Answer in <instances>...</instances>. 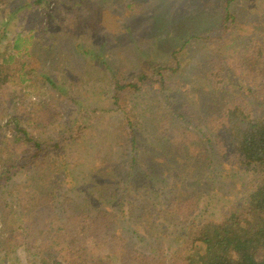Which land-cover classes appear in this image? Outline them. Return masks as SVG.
<instances>
[{
    "label": "rangeland",
    "instance_id": "374dc122",
    "mask_svg": "<svg viewBox=\"0 0 264 264\" xmlns=\"http://www.w3.org/2000/svg\"><path fill=\"white\" fill-rule=\"evenodd\" d=\"M262 40L264 0H0L12 83L0 90V168L30 162L3 196L36 193L63 223L105 218L123 252L182 264L197 226L222 220L259 177L235 161L226 117L198 110L229 101L264 114ZM183 127L186 161L172 144ZM212 163L217 173L198 178ZM140 202L153 211L137 219ZM9 256L0 264H32L22 247Z\"/></svg>",
    "mask_w": 264,
    "mask_h": 264
},
{
    "label": "trees",
    "instance_id": "16d2710c",
    "mask_svg": "<svg viewBox=\"0 0 264 264\" xmlns=\"http://www.w3.org/2000/svg\"><path fill=\"white\" fill-rule=\"evenodd\" d=\"M229 4L227 3V9ZM25 33L26 31H22L16 35L13 42L15 49L21 48L20 43ZM26 42L29 43L28 39ZM256 46H259L257 57L264 59V40ZM253 48L249 49L250 53ZM9 64L10 61L5 57L0 61V90H4L5 86H12L8 75ZM254 66L259 67L257 64ZM217 76L219 77V73L215 77ZM261 77L264 81V71L261 72ZM145 79V75L138 77L139 82L134 84V88L139 89L137 91L142 90ZM161 81L163 85L165 78ZM218 84L216 81L215 90H211L216 95L224 90L216 89ZM192 91L196 92L194 89ZM212 94L199 93L200 96L207 97ZM210 109L209 106L206 110L199 107V116L206 115L210 120L226 117L225 131L232 141L235 161L246 171H255L259 177L252 186L253 191L243 202H236L222 220L208 221L197 226L191 248H186L184 261L181 258L179 260L182 264H264V114H254L242 102L231 104L226 101L224 105ZM175 132L177 136L172 144L179 147L180 152L183 151L178 156L186 161L189 152L184 149L192 146L193 139L190 138L194 137L188 138L191 132L188 127L178 128ZM39 147L40 144L35 143L32 149L35 151ZM37 157L38 151L30 155L33 161ZM23 161L22 165L19 162H12L11 165L4 163L0 168V259L22 247L32 264H159L157 258L151 257L154 253L144 258L139 252H123L126 246L121 245L122 237L107 234L103 226L107 223L105 218L88 219L86 216L79 217L78 221L75 216L73 219L71 216L72 220L63 223L59 207L51 201L41 203L42 200L36 193H21L13 202H8L2 193L8 188L12 189L16 174L30 163ZM238 164L236 166L239 168ZM217 168L212 163L202 168L197 176L202 178L207 173L216 174ZM195 170L196 168L187 170L185 175L194 176ZM167 172L170 170L165 171V174ZM149 187L152 188V184ZM150 206L149 202L132 204L130 212L141 219L146 213L153 211ZM76 213L74 211L75 215Z\"/></svg>",
    "mask_w": 264,
    "mask_h": 264
}]
</instances>
